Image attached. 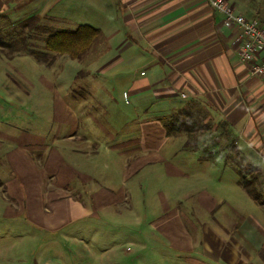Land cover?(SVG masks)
I'll return each instance as SVG.
<instances>
[{"label": "crops", "instance_id": "1", "mask_svg": "<svg viewBox=\"0 0 264 264\" xmlns=\"http://www.w3.org/2000/svg\"><path fill=\"white\" fill-rule=\"evenodd\" d=\"M77 3L102 10L110 20L103 40L116 42L107 50L114 63L107 65V61L106 68H85L88 77L96 76L99 81L84 82L83 97L72 98L65 106L66 113H60L56 106V112L45 115V120L56 122L54 130L22 131L16 144L23 152L34 150L40 163L45 162L44 169L51 175L48 202L52 208L64 199L73 202L65 203L67 217L61 216L57 226L71 217L94 216L115 202L126 201L124 187L112 189L116 167L125 169L122 175L127 180L129 174L133 176L145 166L164 163V172L172 179L170 193L183 192V179L190 174L167 157L166 146L169 134L165 122L178 115L187 119L188 132L199 138L182 147L194 151L200 143L204 145L201 151L209 156L228 153L224 152L228 148L231 153L239 151L236 155L259 173L255 181L260 184V199L252 197V201L247 192L242 205L239 192L237 208H233L227 198L205 187L190 186L192 194L198 193L195 203L199 207L188 212L182 205L169 204V197L163 194L165 216L150 227L166 238L169 247L183 253L177 264H264V76L251 74L238 59L235 36L239 29L224 25L208 0H0V17L23 20L31 10H52L51 14L64 22ZM258 17L264 26V15L259 13ZM118 64L123 67L115 68ZM2 70L0 86L5 95L0 106L11 111V103L17 102L18 113L24 114L27 104L32 103L38 110L40 93L33 94L25 81H8L12 77L2 75ZM21 76L27 80L26 75ZM59 84L60 80L51 84L58 94ZM102 84L106 89L109 84L115 89L124 87L127 101L123 93L122 98L132 107L119 109L109 95L100 97ZM70 87L71 83L61 86L65 90ZM101 101L104 112H92V105L101 107ZM65 124L68 128L63 129ZM2 137L0 148L3 145L5 152L11 151L14 137ZM173 151L175 148L169 147V152ZM33 161L27 160L29 166ZM207 176L212 182L205 173ZM245 178H249L248 173ZM7 184L19 200L15 206L22 210L23 192L16 177ZM73 185L84 196L71 198ZM40 189L42 184L40 188L27 186L29 197L38 199L36 210L40 208ZM125 204L129 213L135 211L131 202ZM3 213L8 216L16 210L6 206Z\"/></svg>", "mask_w": 264, "mask_h": 264}, {"label": "rangeland", "instance_id": "2", "mask_svg": "<svg viewBox=\"0 0 264 264\" xmlns=\"http://www.w3.org/2000/svg\"><path fill=\"white\" fill-rule=\"evenodd\" d=\"M227 1L238 12L257 23L259 13L264 15V0ZM29 12L27 16L34 15L30 21L31 24L47 29L20 25L18 22L20 20L11 16L0 17V71L1 68L4 69L1 74L4 76L9 74L12 79L7 78L8 81H25L27 88L33 94L37 91L42 97V105L38 110L33 109L32 103H28L24 114L18 113L17 102L11 103L13 108L11 111L0 106V139L4 134L14 137L13 144L9 147L11 151L5 152L3 145L0 148V264H177L178 258H181L183 253L169 247L166 238L155 228L150 227V223L155 224L165 216L163 194L169 197L167 201L172 206L179 204L186 211L194 212L195 207H199L195 203L198 193L192 194L188 189L190 186L205 187L214 195L227 198L232 207L237 208L238 193L242 192V205L243 198L247 195V191L240 182L242 180L240 174L244 176L242 180L244 182L251 179L257 169L251 168L246 160L236 155L239 151L235 149L234 153L229 152L232 149L228 148L224 150L228 153L223 154L222 151L221 154L209 156L201 151L204 145L198 143V149L185 150L182 145H193L192 141L199 138L188 132L187 119L183 120V116L172 115L165 122L169 134V140L166 143L167 157L171 161L179 162L190 174L188 178L183 179L184 193L180 192L179 195L170 193V190L173 191L170 186L172 179L164 172L166 170L164 163L152 167L145 166L135 173L136 175L129 174L127 180L122 175L125 169L122 166L116 167L112 173V189L117 191L124 187L127 194L126 201L115 202L94 216L68 217L63 226H57L61 224V216H64V219L67 217L65 203L73 202L64 199L52 208L51 202H48L50 190L48 185L51 175L44 169L45 162L40 163L37 159L39 155L35 154L34 150L23 152L16 144L23 134L22 131L37 132L56 128V122L45 120V115L56 112V106L60 113H66L65 106L70 105L72 98L83 97L84 82L94 84L99 81L96 76L88 77L85 68H106L107 65L113 64L114 56L107 55V50L111 48L110 43L115 45L116 42L107 43L103 40L110 20L101 14L100 9L77 3L73 5L64 22L56 19L51 14L52 10ZM81 23H88L100 29L97 39L81 58L72 59L67 55L60 56L48 52L49 56L44 61L38 60L30 53L32 49L44 50L46 31L57 27L72 30ZM121 67L123 65L118 64L115 68ZM21 74L26 75L27 80L23 79ZM58 76L60 79H57ZM57 80H60L56 88L59 94L51 86V84L55 85ZM29 82H33V85ZM67 83H71V87L67 90L62 89L61 86ZM123 89L122 86L116 89L111 88V84L106 89V84H102L99 96L103 98L109 95L119 105L117 107L119 109L132 107L122 98ZM4 95L5 90L0 86V99ZM56 95L61 97L57 99ZM95 107L92 105V112H104L103 101H101V107ZM107 113L104 114L107 115ZM66 128L68 125L65 124L63 129ZM169 147L175 148V152L170 153ZM28 159L34 160L30 166L27 163ZM205 173L213 178L212 182H209L208 176L204 177ZM247 173L248 179L245 178ZM14 177L23 192L22 210H18L15 206L19 200L11 194L7 184V181ZM237 180H239L238 184ZM30 184L39 188L42 184L39 196L42 212L40 208L36 210L37 197L31 198L27 193V186ZM71 189L73 191L71 198L76 195L84 196L83 193L75 190L74 185ZM257 189L261 192L258 185ZM62 192H65V188H62ZM172 196L175 198L170 200ZM250 198L252 200V196ZM127 202H131L135 211L132 210L129 213L130 208H127L125 204ZM246 202L244 200V203ZM6 206L12 207L16 213L5 216L3 212ZM228 210L229 206L226 207V211ZM238 211L242 212L241 208ZM187 215L191 216V213ZM196 218L203 219L201 216ZM75 219L79 220L75 221ZM151 245H153L152 248Z\"/></svg>", "mask_w": 264, "mask_h": 264}, {"label": "trees", "instance_id": "3", "mask_svg": "<svg viewBox=\"0 0 264 264\" xmlns=\"http://www.w3.org/2000/svg\"><path fill=\"white\" fill-rule=\"evenodd\" d=\"M34 15H29L23 20H20V25L29 26L30 28H39L46 30L47 28H41L40 25L31 24V20ZM47 34L44 37V50H30V53L38 60H47L49 53L55 55H67L72 59L81 58L86 51L93 45L100 29L88 23H82L77 25L74 29H50L46 31ZM49 52V53H48ZM204 127V123L201 124ZM254 170V169H253ZM259 173L254 172L252 178L245 180L242 183L243 188L254 198L260 199L259 191L257 189V178Z\"/></svg>", "mask_w": 264, "mask_h": 264}, {"label": "built area", "instance_id": "4", "mask_svg": "<svg viewBox=\"0 0 264 264\" xmlns=\"http://www.w3.org/2000/svg\"><path fill=\"white\" fill-rule=\"evenodd\" d=\"M208 2L221 16L224 25L239 29L235 43L240 62L247 66L251 74L264 76V27L235 10L227 0ZM123 96L127 101V92L124 91Z\"/></svg>", "mask_w": 264, "mask_h": 264}]
</instances>
